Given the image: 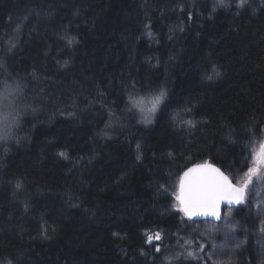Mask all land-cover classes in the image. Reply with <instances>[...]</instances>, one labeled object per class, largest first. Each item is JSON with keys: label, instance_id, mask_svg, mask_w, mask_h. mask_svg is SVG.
<instances>
[{"label": "trees", "instance_id": "1", "mask_svg": "<svg viewBox=\"0 0 264 264\" xmlns=\"http://www.w3.org/2000/svg\"><path fill=\"white\" fill-rule=\"evenodd\" d=\"M213 7L0 0V80L23 86L0 142V264H211L176 258L194 222L178 179L208 161L241 181L264 128V2ZM251 197L234 208L249 224ZM256 257L250 240L226 264Z\"/></svg>", "mask_w": 264, "mask_h": 264}, {"label": "snow or ice", "instance_id": "2", "mask_svg": "<svg viewBox=\"0 0 264 264\" xmlns=\"http://www.w3.org/2000/svg\"><path fill=\"white\" fill-rule=\"evenodd\" d=\"M246 3L247 0H241L238 7H243ZM217 8L228 9L229 5L220 0L213 7V13L216 12ZM68 43L70 45L71 41ZM211 78L208 77V79ZM22 89L23 86L18 80L9 81L7 78L0 80V142L12 139L14 130L19 127V112L15 108V100ZM165 95L166 93L161 90L152 99L150 112L156 111ZM141 110L143 111V109ZM192 127H195V125H192ZM61 155H64V153H61ZM137 159H140L139 155ZM253 162L257 165H264V145L261 146V151L253 156ZM193 173L196 175H190ZM258 173V167L248 168L242 185L233 187L229 178L211 165H207L203 169H201V166L189 169L181 178L180 193L176 197L181 204L180 211L184 212L188 220H192L194 216L198 215L219 219L218 209L221 200L226 198L228 203H242L249 185L254 183L253 177L257 179L264 178L259 176ZM156 239H160L159 235ZM149 241H151V237H149ZM157 251H160V249L157 248ZM187 255L192 257L194 254L189 252Z\"/></svg>", "mask_w": 264, "mask_h": 264}, {"label": "rangeland", "instance_id": "3", "mask_svg": "<svg viewBox=\"0 0 264 264\" xmlns=\"http://www.w3.org/2000/svg\"><path fill=\"white\" fill-rule=\"evenodd\" d=\"M259 1L264 2V0ZM219 2L220 0H213L214 6ZM223 2L231 7L234 4L238 6L241 0H223ZM142 109L147 114L146 108L142 107ZM260 133L258 139L251 143L250 167H258V175L264 177V165H257L253 162V156L259 153L261 146L264 145V128ZM245 178L237 183L242 184ZM253 179L255 182L250 184L252 189L251 203L255 207V216L252 219V223L249 224L238 219L234 213L235 207L225 208L222 219L219 222L194 220L191 224V231L186 235L179 236V246L184 251H178L176 258L186 256V259L199 258L201 260L202 253V256L207 258L211 264H226L227 262H233V260L230 261L231 257L251 240L255 246L257 264H264V221L258 216L264 200L262 192L264 190V178L257 179L253 177ZM178 182L173 194L175 202H178L176 199ZM178 207L180 209L179 203ZM189 252L194 255L189 257L187 255ZM198 254L199 257H197Z\"/></svg>", "mask_w": 264, "mask_h": 264}, {"label": "water", "instance_id": "4", "mask_svg": "<svg viewBox=\"0 0 264 264\" xmlns=\"http://www.w3.org/2000/svg\"><path fill=\"white\" fill-rule=\"evenodd\" d=\"M207 165H211L213 168H216V169H219L224 175H226L230 182L232 183L233 187H239L241 186L242 184H237L235 182H233L230 177L219 167L217 166L216 164L212 163V162H200V163H195V164H192L190 165L189 167H187L183 172L182 174L180 175L179 177V182H178V194L180 193V183H181V178L184 176V173L187 172L189 169H192V168H197V166H201V169H203L205 166ZM190 175H196L195 173L193 174H190ZM187 180V178H186ZM246 196V194H245ZM245 199V198H244ZM179 203V206L181 208V204L180 202L178 201ZM243 203V202H242ZM241 203L237 204V203H228L227 202V199H222L221 202H220V205H219V209H218V212H219V215H220V218L219 219H216V218H213V217H208V216H202V215H198V216H194L192 219L193 220H210V221H214V222H219L221 219H222V215H223V210L226 208V207H236L238 205H240ZM183 215L185 216L184 212H182ZM186 217V216H185ZM187 218V217H186Z\"/></svg>", "mask_w": 264, "mask_h": 264}]
</instances>
